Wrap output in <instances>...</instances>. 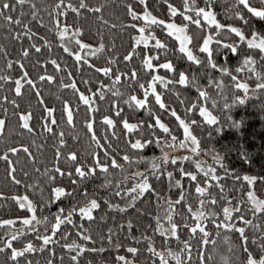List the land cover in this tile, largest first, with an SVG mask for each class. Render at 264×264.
Here are the masks:
<instances>
[{
  "label": "snow or ice",
  "instance_id": "1",
  "mask_svg": "<svg viewBox=\"0 0 264 264\" xmlns=\"http://www.w3.org/2000/svg\"><path fill=\"white\" fill-rule=\"evenodd\" d=\"M164 3L168 15L180 14L198 27L197 34L186 31L187 23L154 15L147 0H123L119 25L107 14V5L94 0H0L6 41L0 44V60L4 62L0 69V140L4 141L0 161L9 183L23 184L25 189L10 197L0 191V198L11 201L19 213L0 219L5 228L0 236V254L5 257L2 264H40L37 257H43V264H217L218 256L220 264H264V200H258L252 191L253 181L264 185V176L245 172L241 177L240 171L224 167L221 154L215 148L201 149V137L195 134L199 128L210 140L225 124L238 128L240 121L233 120L232 107L246 103L258 92L259 107L264 110V76H257L260 82L250 89L239 69L233 72L229 67L241 59L248 68L257 64V58L264 64V0H257L259 6L252 0H234L229 5L242 22L239 26L216 18L214 0H205L203 6L197 0H184L179 7L169 0ZM140 6L142 10H138ZM90 19L96 27L86 23ZM153 25L174 37L184 55L161 62V51L166 52L168 45L151 31ZM116 29L129 33L128 49L123 53L116 49L114 40L106 39ZM89 33L91 40L86 41ZM152 40L154 46H150ZM57 45L59 55L54 54ZM196 47L202 55L194 54ZM33 53L35 60L29 65ZM182 64L185 67H180ZM85 69L92 75H82L78 81L74 71ZM156 69L173 73L172 80ZM200 73L207 76L198 78ZM217 75L230 79L227 84L223 79L217 84ZM199 79L217 84L215 98L202 90ZM157 81L165 87L171 82L198 90L197 101L187 111L194 113L198 108L200 119H181L170 109L183 129L178 143L168 124L150 106L151 93L160 109L166 107ZM53 85L71 90L77 106L71 105L70 98L55 96L60 100L57 108L50 99L53 94L45 92ZM239 90L243 93L236 94ZM225 91L232 95L226 97ZM26 94L35 100V106L21 104ZM199 98L211 100L220 114L213 115ZM105 102L108 109L102 111ZM9 108L15 109L11 115L15 117L16 138L8 128ZM81 109L88 144L86 148L70 147L69 140L76 145L81 140L75 132V117ZM139 111L146 116L141 118ZM97 117L104 122V135L95 129ZM121 125L124 147L113 141L115 130L108 132ZM157 126L168 135L158 134ZM25 134L32 138L25 139ZM40 137L45 139L37 143ZM48 140L53 141L51 147ZM153 145L160 149L159 156L146 154ZM166 148L187 151L170 156ZM200 151L213 154L222 168L220 174L215 167L205 166L203 158L194 160L196 170L185 169V162L193 161ZM142 162L147 166L140 167ZM132 167L136 171L129 172ZM164 177L167 188L178 193L175 198L165 197L154 186ZM222 177H231L232 189L222 183ZM235 185L247 187L250 201L231 195ZM191 188L194 192L190 193ZM190 197L198 200L199 207L194 209ZM142 199L155 202V215L143 207L136 209ZM101 222L103 230L97 233L91 225ZM70 233L77 238L64 242ZM157 233L159 243L154 239ZM229 233L235 236V243ZM221 239L228 243V255L217 248ZM106 248L108 256L96 259Z\"/></svg>",
  "mask_w": 264,
  "mask_h": 264
},
{
  "label": "trees",
  "instance_id": "2",
  "mask_svg": "<svg viewBox=\"0 0 264 264\" xmlns=\"http://www.w3.org/2000/svg\"><path fill=\"white\" fill-rule=\"evenodd\" d=\"M46 2H51V0H46ZM94 2H101L105 3L107 5V14L112 17V22L115 24H120L123 20V0H94ZM170 3H175L178 7L182 6L184 0H169ZM191 2V0H189ZM205 0H197V3L203 6ZM254 6H259L257 3V0H252ZM138 3V0H137ZM147 3L149 4V10L153 12L154 15L159 16L163 19H170L174 20L178 23H187L188 28L186 29L187 32L190 35L195 36L197 32L199 31L198 27L188 21H185L183 17L180 14H177L175 17H172L167 14V6L164 3V0H147ZM234 0H214V11L217 13V19L220 20L221 23H234L237 26L240 25L238 21V18H235L232 12V9L229 7V5L233 4ZM143 6H140L138 10H142ZM193 15L195 19V15L193 13H189ZM202 20V18H201ZM90 27H96L94 19H90L86 22ZM143 23V21H141ZM203 24H207L206 21L202 20ZM215 26H211V29H214ZM211 29H206V31H210ZM105 33L108 32L107 29L104 30ZM151 31L155 33V36L158 38H161L164 40V42L168 45V49L166 52L161 51V62L163 59H172L176 60L179 56H183L184 54L179 53L178 50V42L175 41L174 37H170L169 34L165 31H163L162 28L153 25L151 26ZM4 32L5 27L3 26V22L0 21V44L6 43L4 40ZM91 33L86 35L84 38L86 41L91 40ZM219 35V33H217ZM53 37L49 35V39H52ZM106 39H112L114 40V43L116 45V49L120 51L121 53L125 52L126 49H128V42H129V33L127 30L124 32L119 31V29L113 30L110 34V36H106ZM202 42V41H201ZM150 46H154V40L150 42ZM189 46L191 47L192 44L190 43ZM140 47V46H138ZM194 54L202 55L201 50L196 47L193 49ZM54 54L59 55L60 50L58 45L54 48ZM94 59H101L102 58H94ZM231 60H235L234 57H230ZM35 60V53H33L32 58L28 61L29 65H31ZM186 60V56H185ZM66 62L71 65L72 60L66 59ZM189 64L194 65V62H187ZM137 67L139 68V63L136 61ZM4 62L3 60H0V69H3ZM180 67H185L184 64L180 65ZM230 71L235 72L236 69H239V74L244 78V82L249 83L250 89L255 88V85L260 82L259 79H257V76H264V64H262L259 61V58H257V64L253 66V68H248L247 66L242 65V59L241 62L238 64H230ZM49 71H51V66L49 65ZM158 74L167 76L169 78V81L173 78V73H170L168 70L164 69H156L155 70ZM193 71H196L195 66L193 67ZM218 72V70H217ZM75 78L79 81L82 75H92L91 71L88 69H85L84 72L81 73H75ZM102 75V74H101ZM200 75L207 76L206 73H200L198 74V78ZM33 76H35V73H33ZM189 78L192 76V72L188 73ZM150 79V77H149ZM178 80V76L176 77ZM217 80V84L221 79L224 80L225 84L228 83V79L226 77H220L217 75L215 77ZM146 83V82H145ZM199 83L201 85L202 90L208 91L209 95L213 98H215V94L219 92V88L217 87V84L208 85L206 83L205 79H199ZM157 90L161 92V99L165 102V109H160L159 104H157L154 100V96L150 93V101H151V107L153 108V111L155 114L160 115L162 121L166 124H168L170 130H172V134L177 136V142L182 137V126L179 125V121L176 119L175 116L171 114L170 109H174L176 111L177 116H179L181 119L185 120H192V119H200L199 116V110L196 108L193 112L187 111L188 108L192 107L193 102L197 101L198 99V90L195 88H192L191 85L186 86H180L177 84H173L171 82L168 83L167 87L160 84L159 81L156 82ZM187 89V90H186ZM124 91H128V89L125 87L123 89ZM46 95L51 93L53 95L50 96V99H53L54 102L57 105V108L60 106V100L55 99V96H60L63 98H70L71 99V105L75 108L77 106V100L73 96V93L71 90H65L60 89L58 85H53L50 88L45 89ZM243 90H239L236 94H242ZM0 94H3L2 90H0ZM224 95L226 97H230L232 95L231 91H225ZM11 98V97H10ZM200 103H202L205 107H208L209 111L213 113V115H219V108L215 105L211 104V100L204 101L203 98H199ZM28 103H31L33 106H35V100L29 99L28 94H26L21 101V104L23 106H26ZM218 104L222 107V102L218 101ZM260 104V93H257V96H250L246 103L244 104H236L232 107V118L233 120L240 121V126L238 128L233 127L231 125H223L222 130L219 132H216L211 139H206L204 137L207 136V132L205 131L203 134H201V131L199 128L195 130V134L198 135V137H201V149L204 148H215L216 152H219L223 159L224 167H228L229 169L240 171V175H242L247 172L250 175H256L257 177L264 176V110H261L259 107ZM108 109V104L105 102L101 105V110L106 111ZM15 111V109L9 108V120H8V128L11 134L12 138H16V133L13 131L15 129V117L11 115V113ZM39 108H36L37 115L39 114ZM141 118L146 116V113L143 111H139L137 113ZM84 111L81 109V111L76 114V121L78 127L76 128L75 132L81 137L79 145L73 144L71 140H69V146L70 147H82L86 148L88 144V137L85 135V129L82 126V122L84 119ZM135 122V121H130ZM104 122L99 120L97 117L95 121V129L98 131V134L104 135L105 128L103 127ZM37 127H39L37 125ZM122 125L120 127H114L113 129H109V134L112 130H115L117 132V137H113V141H118L122 147H124V137L122 135ZM158 134L162 136H167L168 134L163 133L162 130H160L157 126ZM25 139L30 140L32 137H28L27 134H25ZM119 138V139H118ZM45 137H40L37 139V143L43 142ZM53 143L52 140H48L49 147H51V144ZM4 141L0 140V148L3 147ZM168 148L165 149V151ZM143 154V153H142ZM148 155H160V149L153 145L152 147L148 148L147 153ZM47 155H51V152L49 151ZM203 158L205 161V166L211 165L217 169V174H220L222 172V168L219 164L215 162L213 159V154L200 151L193 159V161L185 162V169L186 170H196L194 167V160ZM147 165L143 162L140 164V167H146ZM169 170H172L169 168ZM136 171L135 167L129 168V172ZM198 175H202L198 173ZM222 183H224L227 188L230 190L233 187V184L231 182V177H228L227 179H224L222 177ZM246 184V182H245ZM91 183H89L88 187L91 188ZM130 186V185H129ZM155 187H157L158 190L162 191V195L165 197L168 195H172L174 198L178 194L175 189H168L167 188V177L163 178V181L159 184H155ZM203 186V185H202ZM236 191L231 192V195L235 197H243L245 200H249V197H247V187H241V185H235ZM24 186L23 184L20 186H14L9 183V181L5 177V166L2 161H0V191H6L8 196L10 197L13 192H23ZM215 190V189H210ZM29 193H31V190L28 189ZM191 192H194V188H191ZM252 191L254 192V195L258 200H264V185L261 184V182L253 181L252 183ZM190 202L193 203L194 209L196 207H199L198 200L195 198L190 197ZM234 206V205H233ZM145 208L146 210H151L153 212V215H155L156 209H155V202L152 201L149 203L146 200H141L137 203L136 209L139 208ZM55 211V207L52 209ZM135 209L133 210V212ZM19 213L15 212L13 210L12 202L9 201L8 203L5 202L4 198H0V219H6L10 218L11 216L18 215ZM190 219H194L190 216ZM91 228L99 233L103 230L102 222L101 223H95L91 225ZM5 228L4 226H0V236L3 235ZM137 235L140 233L137 232ZM149 234H151V230L149 229ZM29 236L31 234H28ZM229 236L232 238V242H236L235 236L232 235V233H229ZM159 234L157 233L154 239L157 240V243H159ZM77 238L75 237L74 233H70L67 240L64 242H71L72 239ZM186 238V237H185ZM98 246V245H97ZM217 248H219L223 255H228V243L226 241H223L222 239L217 242ZM146 251V249H145ZM108 256V250L106 248L105 253L100 254V256L96 257V259H105ZM91 258V257H88ZM5 257L3 254H0V264L4 261ZM37 259L40 260V264H43V257H37ZM217 264H220V257H217Z\"/></svg>",
  "mask_w": 264,
  "mask_h": 264
},
{
  "label": "rangeland",
  "instance_id": "3",
  "mask_svg": "<svg viewBox=\"0 0 264 264\" xmlns=\"http://www.w3.org/2000/svg\"><path fill=\"white\" fill-rule=\"evenodd\" d=\"M176 23H178V22H176ZM178 44H179V42H178ZM181 139H183V129H182V137H181ZM166 151H168L169 155L171 156V155H177V154H184L187 150L186 149H180V148H171V149H167Z\"/></svg>",
  "mask_w": 264,
  "mask_h": 264
}]
</instances>
